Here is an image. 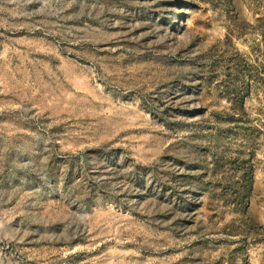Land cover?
<instances>
[{
	"label": "rangeland",
	"instance_id": "obj_1",
	"mask_svg": "<svg viewBox=\"0 0 264 264\" xmlns=\"http://www.w3.org/2000/svg\"><path fill=\"white\" fill-rule=\"evenodd\" d=\"M0 264H264V0H0Z\"/></svg>",
	"mask_w": 264,
	"mask_h": 264
},
{
	"label": "trees",
	"instance_id": "obj_2",
	"mask_svg": "<svg viewBox=\"0 0 264 264\" xmlns=\"http://www.w3.org/2000/svg\"><path fill=\"white\" fill-rule=\"evenodd\" d=\"M242 179L247 184V192H250L252 187V173L251 172H242Z\"/></svg>",
	"mask_w": 264,
	"mask_h": 264
}]
</instances>
